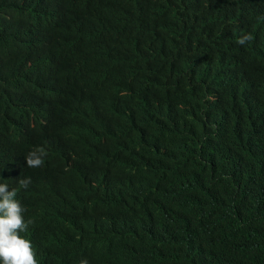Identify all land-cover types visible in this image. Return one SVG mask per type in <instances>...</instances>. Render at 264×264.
Listing matches in <instances>:
<instances>
[{
  "label": "clouds",
  "instance_id": "9594fccd",
  "mask_svg": "<svg viewBox=\"0 0 264 264\" xmlns=\"http://www.w3.org/2000/svg\"><path fill=\"white\" fill-rule=\"evenodd\" d=\"M57 1L71 2L91 22L125 16L107 66L99 69L113 74L114 86L94 84L84 42L48 43L51 30L65 22L61 17L26 32L27 13ZM220 7L226 9L220 30L228 23L242 26L231 35L237 47L249 45L262 31L249 24V16L264 20V0H0V35L12 36L0 40V264H61L63 255L73 264H88L83 253L90 241H74L69 232L85 206L72 192L42 195L54 177L76 173L73 164L86 165L107 193L117 196V180L143 165L141 149L167 144L166 119L177 120L167 114L171 101L211 103L227 114L222 97L235 83L234 70L245 74L248 88H258L264 67L243 63L218 74L214 83H201L212 67L205 48L217 39V31L205 26ZM145 8L157 31L140 36L135 21ZM127 40L135 46L122 43ZM185 56H204L207 62L183 77L178 64ZM108 90H116L117 99L94 105ZM61 94L77 96L85 113L74 115ZM259 109L250 105L246 117ZM157 117L161 121H147ZM239 241L258 249L249 238Z\"/></svg>",
  "mask_w": 264,
  "mask_h": 264
},
{
  "label": "trees",
  "instance_id": "16d2710c",
  "mask_svg": "<svg viewBox=\"0 0 264 264\" xmlns=\"http://www.w3.org/2000/svg\"><path fill=\"white\" fill-rule=\"evenodd\" d=\"M225 13V7L218 8L205 26L217 31V39L205 48L212 67L201 78L203 85L216 82L218 74L236 63L264 67V20L249 16V24L262 31L249 45L237 47L231 35L242 26L228 23L220 30ZM52 17L65 22L51 30L48 43L84 42L94 84L114 86L113 74L99 69L107 66L125 16L91 22L71 2L57 1L30 10L26 32L43 29ZM135 27L140 36L157 31L148 8ZM11 39L0 35V40ZM127 45L135 46L133 41ZM206 62L204 56H185L178 68L183 77L193 76ZM234 73L235 83L222 97L227 114L211 103L170 102L167 114L177 120L166 119L167 144L155 151L141 149L144 163L117 180L119 195H109L86 165L73 164L70 169L76 173L54 177L42 195L72 192L85 206V215L72 219L69 232L74 241H90L83 253L88 264H264V76L258 88H248L245 74ZM60 97L74 115L85 113L77 96ZM117 97L116 90H108L94 105L111 104ZM250 105L260 109L246 117ZM147 121L157 123L161 117ZM240 221L245 223L236 228ZM246 238L258 249L242 247L239 240ZM61 264L73 260L63 255Z\"/></svg>",
  "mask_w": 264,
  "mask_h": 264
}]
</instances>
